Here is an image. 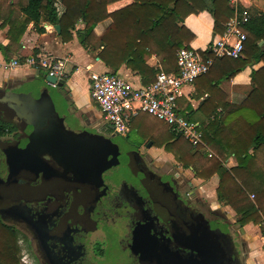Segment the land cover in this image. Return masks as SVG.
Returning a JSON list of instances; mask_svg holds the SVG:
<instances>
[{
    "label": "flooded vegetation",
    "instance_id": "1",
    "mask_svg": "<svg viewBox=\"0 0 264 264\" xmlns=\"http://www.w3.org/2000/svg\"><path fill=\"white\" fill-rule=\"evenodd\" d=\"M19 83L0 86V121L11 127L0 135V217L26 233L41 264H249L225 214L194 201L184 173L166 168V160L157 164L151 139L91 122L66 88L70 112L82 125L72 130L57 87L50 91L54 112L45 96L28 102L8 92L27 91ZM75 133L96 139L108 160L118 162L99 175L67 165L57 145ZM208 226L226 232L217 238L223 252L209 250Z\"/></svg>",
    "mask_w": 264,
    "mask_h": 264
},
{
    "label": "trees",
    "instance_id": "2",
    "mask_svg": "<svg viewBox=\"0 0 264 264\" xmlns=\"http://www.w3.org/2000/svg\"><path fill=\"white\" fill-rule=\"evenodd\" d=\"M60 1L62 6L70 7L79 0ZM110 1L112 0H85L83 23L86 34L90 33L98 22L105 19L106 5ZM226 1L228 2L225 0V3ZM56 2V0H0V18L3 19L1 26L9 24L10 42L7 45H0L6 58L13 51V40L21 37L30 22H33L38 29L42 21L59 22L62 37L70 39V29L74 23L66 14L60 13ZM218 5L214 0L210 11L214 18V33L222 34L226 22L234 12L226 5L225 9L220 11ZM205 9L206 6H203L201 0H135L126 11L135 14L134 21L139 24L144 36L137 40L131 35L120 33L123 35L115 39L112 33L117 29L112 24L97 41L99 45L103 44L98 56L112 67H118L122 62L131 63L133 68L142 74L144 82L153 80L157 72L162 69L137 67L136 64L143 58L144 52L155 53L162 67L177 72V50L181 47H189L194 38V33L181 23L188 15ZM249 13L248 22L242 26L247 35L242 56L221 58L230 60L231 68L226 72H220L213 65L205 74L216 71L217 82L231 79L248 65L260 61L263 65L252 70L251 89L243 101L214 104L205 114L208 123L203 128L204 140L215 154L208 156L201 150L203 149L201 146H197L196 148L201 151L196 150L197 152L189 160L183 156L178 159L184 166H192L196 174L205 179L217 173L220 177L217 187L218 198L225 200L226 203L250 198L249 193H254L253 201L244 202L238 209L240 214L238 222L243 226L253 221L260 225L264 233V181L259 180L257 186L252 187L253 191L251 189L252 180L258 173L257 159L264 156V14L255 16L250 11ZM124 36L132 41L122 46ZM82 43H85V38H82ZM146 47L149 48L148 51ZM199 53L204 57L212 55L209 49ZM211 102L212 99L208 98L203 100L202 105L206 106ZM218 105L221 107L220 111L217 110ZM10 128L0 121V135ZM173 134L181 135L175 132ZM229 151L237 158V164L231 167H227L224 163L225 155ZM19 238V232L12 229L0 217V264H21Z\"/></svg>",
    "mask_w": 264,
    "mask_h": 264
},
{
    "label": "crops",
    "instance_id": "3",
    "mask_svg": "<svg viewBox=\"0 0 264 264\" xmlns=\"http://www.w3.org/2000/svg\"><path fill=\"white\" fill-rule=\"evenodd\" d=\"M56 1L60 13L66 14L74 23L73 27L70 29V39H64L62 37L61 23L59 22L50 23L42 21L39 24V29L33 22H30L21 37L18 38V40H13V51H11L8 58L5 57L0 49V86L4 81L9 79L22 82L27 80L30 81L36 77H43L45 75L43 71H36L28 66L5 67V64L13 59L23 58L24 54L27 52H46L57 56L66 55L70 58V61H68L66 65V77L64 79L67 80L66 88L71 92V98L75 99L76 107L80 109L81 114L83 113L89 117L91 122H100L102 115L98 107L93 103L94 100L91 95L89 80L90 69L117 72L132 83H145L142 74L137 69H134L131 63L122 62L118 67H112L107 65L98 56L103 44L99 45L97 41L112 24L117 29L112 33L115 39L123 35L120 33L131 35L137 40L144 36L141 27L134 21L136 17L135 14L132 11H126L135 0H112L107 3V15L105 19L98 22L88 34H86L83 23L85 0H79L78 3L70 7L62 6L60 0ZM201 1H203V6H206V9L188 15L181 23L194 33V38L190 43V47L196 49L198 52L208 49L216 36L219 35L214 33V18L210 11L214 0ZM216 1L219 4L218 8L220 11L225 9V5L228 6L229 9L232 8L233 12L235 6L243 8L244 5H247L248 10L253 15L260 16L264 14V0H239L236 5L229 1L225 3V0ZM223 16H225L224 12ZM56 24H59L60 31L55 28L54 25ZM2 28L4 27L1 26L0 29V45H7L10 39L8 34L3 35ZM82 38H85V43H82ZM131 41V39L124 36L121 44L125 46ZM148 50L149 48L146 47V51ZM136 65L137 67L147 66L153 69L162 68L166 70L162 67L160 59L155 53L144 52L143 58L139 60ZM214 65L217 71L220 72H226L232 66L230 60L227 59H217ZM262 65V61L253 65H248L229 80L222 79L216 82L215 80L218 79V74L214 70L198 77L193 83L183 88V95L178 99L180 112L187 114L191 120L198 122L204 128L208 123L205 114L213 108L214 104H223L227 101L240 103L245 99L251 89V72L254 68H259ZM173 71L174 70H169L168 72ZM50 85L51 84H49V87ZM55 89L56 87L50 88V91ZM208 98L212 99L211 104L206 106L202 105L203 100ZM217 110H221L220 105H218ZM156 149L162 151L159 147ZM166 155H169V153ZM169 157L171 156L169 155ZM234 159L236 158L232 154V157L229 159L230 163H232ZM232 165L234 166V164ZM213 179L214 182L218 181L216 175ZM238 231L243 236L241 246L246 250V259L248 263L264 264V233L260 225L250 221L240 227ZM246 241H248V245H246Z\"/></svg>",
    "mask_w": 264,
    "mask_h": 264
},
{
    "label": "built area",
    "instance_id": "4",
    "mask_svg": "<svg viewBox=\"0 0 264 264\" xmlns=\"http://www.w3.org/2000/svg\"><path fill=\"white\" fill-rule=\"evenodd\" d=\"M237 4L239 0H228ZM250 18L248 6H235L234 14L225 24L222 34L216 36L209 46L212 55L204 57L192 47H181L176 53L177 72L160 69L151 81L135 84L113 71L90 69L89 80L91 95L97 103L104 128L126 134L133 118L141 113H149L165 121L171 131L181 134L195 147L201 146L208 156L214 155L204 140L203 127L180 112L178 99L183 88L207 73L217 59L242 56L247 38L242 26ZM68 56H57L46 52H27L23 58L13 59L5 67L28 66L45 75L56 76L57 80L66 77ZM57 87V82L51 83ZM250 197L255 198L251 193Z\"/></svg>",
    "mask_w": 264,
    "mask_h": 264
},
{
    "label": "rangeland",
    "instance_id": "5",
    "mask_svg": "<svg viewBox=\"0 0 264 264\" xmlns=\"http://www.w3.org/2000/svg\"><path fill=\"white\" fill-rule=\"evenodd\" d=\"M2 21L3 19L0 18V24H2ZM2 29H3L2 31L3 35L8 34L9 24H6V26H4V28ZM94 70L101 71L98 69H94ZM166 71H169V69L166 68ZM53 87L50 85L49 88H53ZM93 103L97 106V103L95 101H93ZM57 104L63 116H65V124L68 127H70L72 130H76L77 128L82 126L81 122H79L80 118H78L77 115L72 114V112H70V107L72 106L71 100H66L65 98L59 99L57 100ZM130 129H134L135 131H138L140 133L142 132L144 134L143 137H145L146 139H151L155 144V146L162 149V151L156 148H151L149 150L150 154L156 158L157 164L162 163L164 162V160H166L167 163L164 165L166 168H170L172 171H177V172L179 171L181 173H184L186 178L193 182L192 196L194 198V201H201L212 208L218 207L220 212L225 214L226 219L231 224L232 230L230 234L232 238H235V240L237 239V241L241 242L243 236L238 231L240 227H242L238 222V219L240 217V214L238 213V209L241 207V204H244V202L246 203L252 202L253 199H251V197L250 198L248 197V198L240 199L230 204L226 203L225 200L219 199L217 194V187L219 185V179H220L219 175L217 173H214L210 178L205 179L199 176L198 174H196V171L193 169L192 166L190 167L184 166L182 164V161H180L178 157L183 156L185 157V159L189 160L190 157H192V155H194V153L197 152L196 150H198V148L193 146L191 142L188 139H186L184 136L174 135L169 125L165 121L160 120L149 113H142L132 120ZM19 134L20 136H23V133L19 132ZM209 148L211 151H213V149L210 146ZM201 150L206 152L204 149ZM168 153L171 157H169V155H166ZM232 154L233 153L229 151L225 155L224 163L227 167L233 166L232 164L234 165L237 164V158L235 155L234 156L236 159H234V161L230 163L229 159L232 157ZM256 167L258 168L257 169L258 173L252 180L251 189L252 187L257 186L259 180L261 182L264 181V156H260L257 159ZM254 168H255V164H254ZM215 175L218 178L217 182H214L213 179ZM198 178L201 180H199ZM249 194H251V192ZM24 235H26V233L23 230H19L21 264H41L40 260L32 250L31 242L29 241L28 238H25ZM246 245H248V241H246Z\"/></svg>",
    "mask_w": 264,
    "mask_h": 264
},
{
    "label": "water",
    "instance_id": "6",
    "mask_svg": "<svg viewBox=\"0 0 264 264\" xmlns=\"http://www.w3.org/2000/svg\"><path fill=\"white\" fill-rule=\"evenodd\" d=\"M55 28L60 31L59 24L54 25ZM43 80V81H42ZM53 82H57V91L55 95L56 98L63 99L66 98L64 94V90L66 89L67 80L62 78L57 80L56 76L52 75H44L43 77H36L33 80L22 81L19 83V87H24L26 90L14 91L12 88L8 89V92L16 94L19 99L26 100L28 102H32L33 100H37L38 103L41 102L43 96H45V101L47 106L50 108V111H56L55 102L53 95L50 92V88L48 84ZM39 93L38 98L34 95V93ZM61 119H63L61 117ZM63 121V120H62ZM108 142L113 144L112 141L107 138ZM117 147L116 144H113ZM58 154H56L63 162H66L67 165H70L77 171L84 172H95L98 175L102 173L104 169L109 167L112 164L118 162L113 158L108 160L107 154L101 150V143L97 142L94 138H83L80 133L71 134L65 137V140L57 145ZM208 229V238H212L209 244V250H213L215 248L221 249L224 251V247L220 245L217 238H220L222 235H226V232L221 229V227Z\"/></svg>",
    "mask_w": 264,
    "mask_h": 264
}]
</instances>
